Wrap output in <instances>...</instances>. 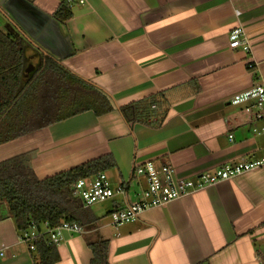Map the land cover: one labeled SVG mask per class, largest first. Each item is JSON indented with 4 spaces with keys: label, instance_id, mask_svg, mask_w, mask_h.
Instances as JSON below:
<instances>
[{
    "label": "crops",
    "instance_id": "crops-1",
    "mask_svg": "<svg viewBox=\"0 0 264 264\" xmlns=\"http://www.w3.org/2000/svg\"><path fill=\"white\" fill-rule=\"evenodd\" d=\"M62 2L0 0L1 24L17 26L114 109L101 116L87 111L1 145L0 162L27 154L44 179L112 155L116 167L105 173L121 190L104 209L90 208L97 219L92 231L109 241V264H260L264 167L152 208L118 230L106 225L111 211L138 200L145 184L134 173L148 162L190 179L264 155V135L254 132L264 122L249 118L247 104H231L264 84V0L76 1L72 16L59 23ZM236 26L248 37L249 54L229 46ZM27 56L38 54L29 49ZM133 103L140 107L127 120L120 108ZM4 210L0 264H34ZM57 249L55 264L93 259L84 234L64 233Z\"/></svg>",
    "mask_w": 264,
    "mask_h": 264
},
{
    "label": "trees",
    "instance_id": "trees-1",
    "mask_svg": "<svg viewBox=\"0 0 264 264\" xmlns=\"http://www.w3.org/2000/svg\"><path fill=\"white\" fill-rule=\"evenodd\" d=\"M72 10L63 0L55 19L65 22ZM29 49L39 57L32 73L26 70ZM248 66L252 68L254 63ZM138 107L133 103L120 111L127 120H133ZM113 109L103 92L72 74L53 55L40 52L17 26L8 21L0 25V146L87 111L101 116ZM115 167V158L108 154L39 179L29 155L6 159L0 162V207L6 205L20 236L32 225L42 230L45 223L50 227L76 223L85 228L84 236L93 254L91 264H109V241L92 231L97 219L73 195V186ZM4 219L0 208V222ZM33 243L34 264H55L60 260L57 246L46 237Z\"/></svg>",
    "mask_w": 264,
    "mask_h": 264
},
{
    "label": "built area",
    "instance_id": "built-area-1",
    "mask_svg": "<svg viewBox=\"0 0 264 264\" xmlns=\"http://www.w3.org/2000/svg\"><path fill=\"white\" fill-rule=\"evenodd\" d=\"M70 5L76 1L84 3L85 0H64ZM237 14H239L237 12ZM229 46L231 49H240L246 54L251 52L248 37L242 27L236 26L230 32ZM231 104H247L244 111L251 120L264 122V84L235 95ZM257 135H264V125L254 130ZM232 138V134H229ZM264 167V155L253 158L242 156L237 161L227 164L212 172H204L194 178L177 179L174 169L169 165L156 166L153 162L142 165L135 171L136 176L143 177L145 187L138 195V200L129 203L122 209L113 210L109 214L107 227L118 230L120 226L136 222L142 219L144 213L152 208L166 206L194 192L214 186L218 183L233 179L245 172L255 171ZM118 191L114 190L106 173H98L92 179H81L73 186V195L78 198L84 208H91L97 203H104L112 199ZM44 230H39L35 225L20 236V240L26 243L30 251L35 250L34 241L46 237L56 246L64 240V233L84 234L85 231L76 223H63L58 227H50L43 224ZM96 231H101L98 227ZM2 255V254H1ZM256 261L264 264L262 255L256 256Z\"/></svg>",
    "mask_w": 264,
    "mask_h": 264
},
{
    "label": "water",
    "instance_id": "water-1",
    "mask_svg": "<svg viewBox=\"0 0 264 264\" xmlns=\"http://www.w3.org/2000/svg\"><path fill=\"white\" fill-rule=\"evenodd\" d=\"M39 63V57L33 56L28 61V66L26 68L27 72L32 73L35 71L37 64Z\"/></svg>",
    "mask_w": 264,
    "mask_h": 264
},
{
    "label": "rangeland",
    "instance_id": "rangeland-1",
    "mask_svg": "<svg viewBox=\"0 0 264 264\" xmlns=\"http://www.w3.org/2000/svg\"><path fill=\"white\" fill-rule=\"evenodd\" d=\"M3 19H5V18H3ZM3 19H2V16L0 15V25H1V26L5 25V24L7 23V22H6V23H4V24H1ZM27 57H28V59H29V56H27ZM28 73H29V72H28ZM110 180H111V179H110ZM108 204H109V202H106V203H103V204H102V203H97V204H95L96 206H95V205H93V206L95 207V209H98V208H100V209H104L105 206L108 205ZM0 208H1L2 210H3V208H5V210H6V205H2ZM5 210H4V211H5ZM44 229H45V228L42 227V230H44Z\"/></svg>",
    "mask_w": 264,
    "mask_h": 264
}]
</instances>
